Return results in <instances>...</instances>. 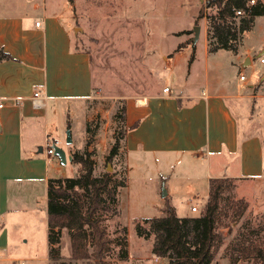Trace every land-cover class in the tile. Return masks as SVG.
<instances>
[{
  "label": "crops",
  "instance_id": "obj_1",
  "mask_svg": "<svg viewBox=\"0 0 264 264\" xmlns=\"http://www.w3.org/2000/svg\"><path fill=\"white\" fill-rule=\"evenodd\" d=\"M45 4L44 0L43 5L36 0H0V49L14 58L0 62V264L51 263L48 181L58 177L54 170L61 162L47 155L46 139L57 140L51 131L63 117L71 122L76 113L85 127L92 118L87 107L94 87L90 58L72 48L63 11H50ZM39 21L41 26L37 27ZM204 45L200 87H190L193 63L168 92L127 99L129 130L123 146L130 218H146L137 216L141 214L130 195L132 173L146 160L156 167L155 176L164 179L167 173L160 163L174 167L182 159L186 173L193 175L189 167L206 157L207 178H191L184 183L183 194L190 202L201 198L200 190L207 201L214 178L264 183V105L257 104L264 99V82L259 78L249 83L244 74L235 83L221 74L215 77L209 67L220 51L208 52V25ZM189 47L184 51L192 52ZM257 47L260 54L264 38ZM231 66L237 63L231 62ZM37 91L41 101L45 99L42 109L34 108ZM136 122L138 127L131 129ZM173 175H168V181ZM166 193L159 208L162 215L168 203L179 217H185L174 202L179 195L176 188H168ZM68 247L70 256V243Z\"/></svg>",
  "mask_w": 264,
  "mask_h": 264
},
{
  "label": "rangeland",
  "instance_id": "obj_2",
  "mask_svg": "<svg viewBox=\"0 0 264 264\" xmlns=\"http://www.w3.org/2000/svg\"><path fill=\"white\" fill-rule=\"evenodd\" d=\"M36 2L43 5V0ZM44 2L50 11H63L62 20L69 25L72 48L87 53L90 58L94 85L92 98L87 101L92 118L86 123V127L74 113L71 122L63 117L61 124L54 123L51 131L53 138L60 141L57 146L66 149L68 156L79 153L89 158L94 165L93 176L101 177L110 173L118 181H127L128 166L123 139L120 140L118 154L111 162L107 160L122 133L120 113L123 102L127 106V99H140L162 93L166 87L170 89L171 84L184 76L193 63L194 73L190 79V87H200L205 69L204 32L208 24L207 16L214 9L206 7L207 0ZM200 11H203L204 17H199ZM196 26L201 29L199 39L195 42ZM263 38L264 17H261L243 35L237 55L222 50L211 60L209 68L214 76L221 74L235 83L239 75L244 74L249 83L256 82L259 78L264 82V64L260 61L257 47ZM193 44L195 49L192 52L185 50L187 53H184V47L190 46L191 49ZM250 57L252 64L244 65L247 58L251 62ZM196 58L197 61L194 62ZM231 62H236L237 66H231ZM247 101L252 104V100ZM257 104L264 105V99L258 100ZM87 126L91 129L90 133L87 132ZM68 130L72 133V144L67 143ZM197 160L198 163H192L189 167L193 175L186 173L182 159H178L174 167L170 163H160L159 166L167 173L164 179L159 175L155 176L156 167L149 166L148 160L145 165L137 167L132 173L130 190L136 212L141 214L137 216H162L159 208L164 202L163 192L168 188H176L178 191L179 195L174 198V202L182 216L200 215L207 203L204 199L205 192L200 190L201 198L192 202L183 194L184 183L191 178H207L206 157ZM58 167V170H54L58 176L55 178H64L75 176L79 165L68 161L66 165L58 164ZM172 172V180L168 181V175ZM125 191L126 187L121 189L119 214L113 217L110 213L105 218L108 232L114 241L113 253L109 257L111 264H168L166 259L152 255V238L145 240L136 235L135 219L140 218H130L128 215ZM230 195L235 202L244 200L247 210L233 224L230 233L223 229L226 238L215 263L260 264L261 260L253 248L264 252V183L233 179ZM197 205L198 211L193 212L192 206ZM242 236L244 240L248 239L243 245L245 247L232 251L233 245ZM69 243L65 235L62 254L68 263L94 264L87 260L71 261L68 256ZM124 251H127V257L122 259L118 255Z\"/></svg>",
  "mask_w": 264,
  "mask_h": 264
},
{
  "label": "trees",
  "instance_id": "obj_3",
  "mask_svg": "<svg viewBox=\"0 0 264 264\" xmlns=\"http://www.w3.org/2000/svg\"><path fill=\"white\" fill-rule=\"evenodd\" d=\"M250 1L207 0L206 7L214 9L207 16L210 54L222 50L233 55L239 53L243 35L254 27L257 17L264 16V0H255L253 5H250ZM238 11L242 14L237 15ZM199 17H204L203 11H200ZM192 48L195 49V44ZM8 60L14 58L0 49V62ZM123 103L120 113L122 133L107 158L110 162L118 154L120 140L125 138L129 130L125 126L126 106ZM138 125L139 122H136L131 129ZM87 132H91L89 126ZM71 157L73 163L79 165L77 174L73 177L50 178L48 181L50 264H70L62 254L65 235L70 242L71 261L111 264L109 257L113 253L114 241L105 218L110 213L113 217L119 214L121 189L127 186V181H118L110 173L95 177L94 165L89 158L79 153ZM232 190L233 179H211L208 200L200 215L179 217L167 203L162 216L135 219V233L145 240L152 238V255L166 259L168 264H216V256L226 238L223 229L230 233L233 224L247 210L244 200L233 201L230 197ZM247 240L242 236L233 245L232 251L243 249ZM253 249L261 260L260 264H264V252L256 247ZM118 256L125 259L127 251Z\"/></svg>",
  "mask_w": 264,
  "mask_h": 264
},
{
  "label": "built area",
  "instance_id": "obj_4",
  "mask_svg": "<svg viewBox=\"0 0 264 264\" xmlns=\"http://www.w3.org/2000/svg\"><path fill=\"white\" fill-rule=\"evenodd\" d=\"M254 3H255V0H251L250 1V5H253ZM241 14H242L241 11H238L237 12V15H241ZM36 26L37 27H40L41 26V22L40 21L37 22L36 23ZM261 62L264 64V57H261ZM241 79L244 80L245 77L242 76ZM168 91H169V88L166 87L164 89V92H168ZM40 97H41V93L39 91H37V92L34 93V108L35 109H42V108L45 107V103L43 102L45 99L42 98L43 101H41ZM2 106L3 105L0 103V107H2ZM58 143L59 142L57 140H53L50 137H47V139H46V152H47V155L48 156H54L53 146L54 145H58ZM191 209H192L193 212H197L198 209H199V206L198 205L197 206H192Z\"/></svg>",
  "mask_w": 264,
  "mask_h": 264
},
{
  "label": "water",
  "instance_id": "obj_5",
  "mask_svg": "<svg viewBox=\"0 0 264 264\" xmlns=\"http://www.w3.org/2000/svg\"><path fill=\"white\" fill-rule=\"evenodd\" d=\"M200 29H201L200 26L194 27L195 42L199 39ZM259 57L260 58L261 57H264V48L260 52ZM248 63H250L249 58L246 59L245 65H247ZM72 142H73L72 133H71L70 130H68V132H67V143L68 144H72ZM53 149H54V156L57 157L60 160V162H61L62 165H66L68 161H72V157L71 156H68L67 153H66V151L63 148H61V147H59L57 145H54L53 146ZM166 195H167V193L164 190L163 196H166Z\"/></svg>",
  "mask_w": 264,
  "mask_h": 264
},
{
  "label": "bare ground",
  "instance_id": "obj_6",
  "mask_svg": "<svg viewBox=\"0 0 264 264\" xmlns=\"http://www.w3.org/2000/svg\"><path fill=\"white\" fill-rule=\"evenodd\" d=\"M140 103H142V102H140Z\"/></svg>",
  "mask_w": 264,
  "mask_h": 264
}]
</instances>
